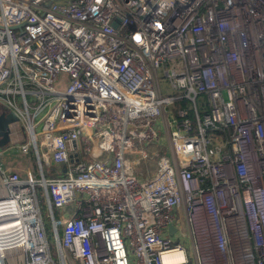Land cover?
<instances>
[{
	"label": "built area",
	"instance_id": "built-area-1",
	"mask_svg": "<svg viewBox=\"0 0 264 264\" xmlns=\"http://www.w3.org/2000/svg\"><path fill=\"white\" fill-rule=\"evenodd\" d=\"M2 112L0 264H264V0H0Z\"/></svg>",
	"mask_w": 264,
	"mask_h": 264
},
{
	"label": "water",
	"instance_id": "water-1",
	"mask_svg": "<svg viewBox=\"0 0 264 264\" xmlns=\"http://www.w3.org/2000/svg\"><path fill=\"white\" fill-rule=\"evenodd\" d=\"M16 121L12 118L10 113L2 112L0 113V149H4L8 144V125L12 122ZM22 131L24 134V142H26V134L22 127Z\"/></svg>",
	"mask_w": 264,
	"mask_h": 264
},
{
	"label": "rangeland",
	"instance_id": "rangeland-1",
	"mask_svg": "<svg viewBox=\"0 0 264 264\" xmlns=\"http://www.w3.org/2000/svg\"><path fill=\"white\" fill-rule=\"evenodd\" d=\"M33 161V160H32ZM27 163V162H26ZM62 169L64 170L65 169V167H62ZM38 190V198L40 199V204H41V208H42V215H43V218H44V220H48V223H49V221H50V219H49V215H48V213H49V211L47 210V207H46V205H45V203H44V201H43V198H44V195H43V193L41 192V190L40 189H37ZM66 211L67 212H71L72 211V208L71 207H67L66 208ZM56 212V214H57V211H55ZM51 247H52V250H53V254H54V259L56 260V261H58V258L56 257V255H55V248H54V245H53V243H52V241H51ZM186 247H187V249L189 250V247L186 245Z\"/></svg>",
	"mask_w": 264,
	"mask_h": 264
},
{
	"label": "bare ground",
	"instance_id": "bare-ground-1",
	"mask_svg": "<svg viewBox=\"0 0 264 264\" xmlns=\"http://www.w3.org/2000/svg\"><path fill=\"white\" fill-rule=\"evenodd\" d=\"M181 259V253L170 252L164 256L165 263L179 262Z\"/></svg>",
	"mask_w": 264,
	"mask_h": 264
},
{
	"label": "crops",
	"instance_id": "crops-1",
	"mask_svg": "<svg viewBox=\"0 0 264 264\" xmlns=\"http://www.w3.org/2000/svg\"><path fill=\"white\" fill-rule=\"evenodd\" d=\"M51 173H52V171H51ZM171 232L173 233V232H174V229H172ZM172 233H171V234H172ZM174 239H175V240H178V237L175 236Z\"/></svg>",
	"mask_w": 264,
	"mask_h": 264
},
{
	"label": "trees",
	"instance_id": "trees-1",
	"mask_svg": "<svg viewBox=\"0 0 264 264\" xmlns=\"http://www.w3.org/2000/svg\"><path fill=\"white\" fill-rule=\"evenodd\" d=\"M45 221V224L47 225V228H49V223H48V220H44Z\"/></svg>",
	"mask_w": 264,
	"mask_h": 264
}]
</instances>
